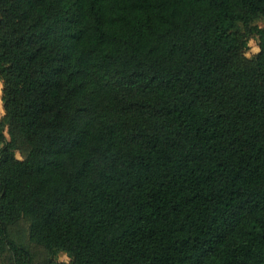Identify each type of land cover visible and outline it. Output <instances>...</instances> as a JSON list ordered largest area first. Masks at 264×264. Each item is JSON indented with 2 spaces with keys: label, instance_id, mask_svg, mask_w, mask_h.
<instances>
[{
  "label": "trees",
  "instance_id": "16d2710c",
  "mask_svg": "<svg viewBox=\"0 0 264 264\" xmlns=\"http://www.w3.org/2000/svg\"><path fill=\"white\" fill-rule=\"evenodd\" d=\"M259 17L264 0H0V252L31 264L24 217L69 257L49 264H264Z\"/></svg>",
  "mask_w": 264,
  "mask_h": 264
},
{
  "label": "rangeland",
  "instance_id": "374dc122",
  "mask_svg": "<svg viewBox=\"0 0 264 264\" xmlns=\"http://www.w3.org/2000/svg\"><path fill=\"white\" fill-rule=\"evenodd\" d=\"M253 24H257L260 27H264V18H257ZM259 51L258 38L251 36L249 39L248 48L246 50V56L252 57ZM0 120L4 115L3 101H2V82H0ZM5 133L10 138L8 127L5 128ZM16 144H17V156L22 157L29 149V145L22 135L15 131ZM10 235L18 242L25 245L33 255L31 264H49L52 259L69 261V257L65 252H59L57 255L51 254L49 250L36 242H33L30 238V222L27 218H20L14 223L9 225ZM0 264H14V257L10 251L0 252Z\"/></svg>",
  "mask_w": 264,
  "mask_h": 264
},
{
  "label": "bare ground",
  "instance_id": "6f19581e",
  "mask_svg": "<svg viewBox=\"0 0 264 264\" xmlns=\"http://www.w3.org/2000/svg\"><path fill=\"white\" fill-rule=\"evenodd\" d=\"M1 92V91H0Z\"/></svg>",
  "mask_w": 264,
  "mask_h": 264
},
{
  "label": "crops",
  "instance_id": "0c3cea01",
  "mask_svg": "<svg viewBox=\"0 0 264 264\" xmlns=\"http://www.w3.org/2000/svg\"><path fill=\"white\" fill-rule=\"evenodd\" d=\"M1 82V81H0Z\"/></svg>",
  "mask_w": 264,
  "mask_h": 264
}]
</instances>
